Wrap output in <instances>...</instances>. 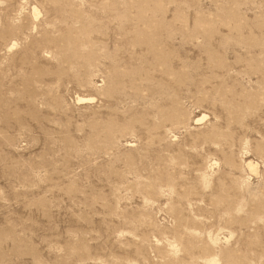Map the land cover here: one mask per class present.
I'll use <instances>...</instances> for the list:
<instances>
[{
    "label": "rangeland",
    "instance_id": "rangeland-1",
    "mask_svg": "<svg viewBox=\"0 0 264 264\" xmlns=\"http://www.w3.org/2000/svg\"><path fill=\"white\" fill-rule=\"evenodd\" d=\"M0 264H264V0H0Z\"/></svg>",
    "mask_w": 264,
    "mask_h": 264
},
{
    "label": "bare ground",
    "instance_id": "bare-ground-1",
    "mask_svg": "<svg viewBox=\"0 0 264 264\" xmlns=\"http://www.w3.org/2000/svg\"><path fill=\"white\" fill-rule=\"evenodd\" d=\"M78 99H79V101L87 100L86 98H83V97H79ZM89 100H90V99H89ZM204 117H205V116H204ZM204 117H202V118H200V119H203ZM248 166H249V168H250L251 171H253V172H255V173L258 172V165L255 164L253 161H249Z\"/></svg>",
    "mask_w": 264,
    "mask_h": 264
}]
</instances>
